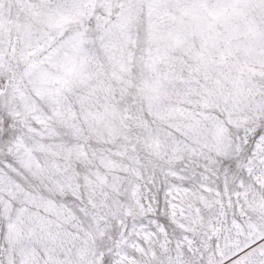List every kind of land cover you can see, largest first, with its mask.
I'll use <instances>...</instances> for the list:
<instances>
[{
	"label": "snow or ice",
	"instance_id": "obj_1",
	"mask_svg": "<svg viewBox=\"0 0 264 264\" xmlns=\"http://www.w3.org/2000/svg\"><path fill=\"white\" fill-rule=\"evenodd\" d=\"M0 264H264V0H0Z\"/></svg>",
	"mask_w": 264,
	"mask_h": 264
}]
</instances>
